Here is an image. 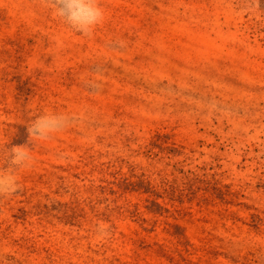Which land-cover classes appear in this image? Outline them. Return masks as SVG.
<instances>
[{"label":"rangeland","instance_id":"rangeland-1","mask_svg":"<svg viewBox=\"0 0 264 264\" xmlns=\"http://www.w3.org/2000/svg\"><path fill=\"white\" fill-rule=\"evenodd\" d=\"M50 3L0 0V264H264V0Z\"/></svg>","mask_w":264,"mask_h":264},{"label":"clouds","instance_id":"clouds-1","mask_svg":"<svg viewBox=\"0 0 264 264\" xmlns=\"http://www.w3.org/2000/svg\"><path fill=\"white\" fill-rule=\"evenodd\" d=\"M52 13L72 30L90 35L105 19V10L97 0H51ZM70 118L62 113L45 112L37 115L27 126L31 139H46L64 129ZM32 157L26 146L15 145L8 149L9 171L0 172V194H10L16 190L17 177L11 169L27 166Z\"/></svg>","mask_w":264,"mask_h":264}]
</instances>
